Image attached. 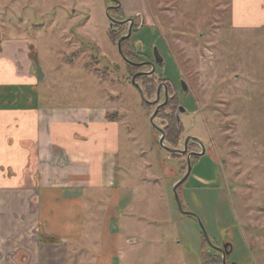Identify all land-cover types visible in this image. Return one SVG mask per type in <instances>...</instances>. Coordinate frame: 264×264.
<instances>
[{
  "label": "rangeland",
  "instance_id": "374dc122",
  "mask_svg": "<svg viewBox=\"0 0 264 264\" xmlns=\"http://www.w3.org/2000/svg\"><path fill=\"white\" fill-rule=\"evenodd\" d=\"M132 1H140L141 12L116 11L113 0H0V33L23 35L37 27V67L48 75L38 78L42 101L97 104L109 91L117 106L113 115L122 110L127 117L126 126L134 137L126 161L130 172L139 180L149 171L160 185L152 182V188H143L136 180L131 184L134 199H147L150 204L132 210L122 207L120 216L133 215L137 230L149 226L151 232H126L121 226L119 264H212L206 259L209 244L197 218L182 213L175 198L174 184L182 178L177 171L181 159L158 145L149 118L153 111L141 105L138 90L124 79L125 63L108 36L113 18L134 17L140 22L131 44L148 57L157 48L163 58L159 72L173 84L181 83L183 75L194 93L185 96L182 105L196 114L182 118L207 152L192 159L189 177L178 188L184 209L198 215L213 242L231 241V261L264 264V35L261 30L233 27L231 0ZM13 22L30 29L9 30ZM48 29L54 30L52 36L45 35ZM99 40L111 44L113 53L95 47ZM91 54L99 58L98 67L111 70L104 83L80 77L84 63L96 73ZM71 61L74 65L64 67ZM115 62L122 71L112 68ZM119 161L125 163L122 153ZM250 181L253 188L247 189L244 185ZM99 208L94 206L86 214V244L90 232L98 234L101 229L98 221L90 224ZM87 248L97 255L93 245Z\"/></svg>",
  "mask_w": 264,
  "mask_h": 264
},
{
  "label": "crops",
  "instance_id": "0c3cea01",
  "mask_svg": "<svg viewBox=\"0 0 264 264\" xmlns=\"http://www.w3.org/2000/svg\"><path fill=\"white\" fill-rule=\"evenodd\" d=\"M119 1L122 11L143 8L140 1ZM231 16L233 27L264 35V0H231ZM21 24L8 28L30 29ZM32 30L0 33V264H119L121 226L126 232H151L149 226L137 230L133 215L120 216L122 207L150 204L134 199L131 184L136 180L152 188V182H160L149 171L139 180L131 174L126 161L134 137L122 110L120 117L113 115L117 106L109 91L97 104L41 100L37 27ZM44 32L54 34L53 29ZM95 44L103 53H113L105 40ZM80 69V77L106 82ZM121 153L125 163L119 161ZM94 206L100 208L90 224L98 221L101 229L91 231L86 244L85 217ZM91 245L97 255L85 251Z\"/></svg>",
  "mask_w": 264,
  "mask_h": 264
},
{
  "label": "flooded vegetation",
  "instance_id": "af4514ba",
  "mask_svg": "<svg viewBox=\"0 0 264 264\" xmlns=\"http://www.w3.org/2000/svg\"><path fill=\"white\" fill-rule=\"evenodd\" d=\"M113 4L117 5V2L113 0ZM112 8L117 11V9L121 8V5L119 7H116V8L115 7H112ZM123 18H125V17H121V19H123ZM124 25L127 28L126 29V32L123 34V35H125L129 31V26H130V23L129 22H126V23H116V22H112V20H111L109 30L110 29H117V26H124ZM139 29H140V22L135 21V18H134V24H133L132 34H131V36H129L128 38H126L124 40H130V42H131V38H132L135 30L139 31ZM198 34H199V37L198 38H201L202 35H200V32ZM123 35H121V37ZM108 36H109V34H108ZM123 41H122V43H123ZM95 47H97L96 44H95ZM116 47L118 48V42H117V46ZM122 47H123V45H122ZM93 50H94V48H93ZM136 50L140 53L139 55L141 57V59L138 60V61H134V60L130 59L126 55V53L124 51V48H123V51H124L125 55L127 56V58L129 60H131L133 62H137V63L138 62H153V63H155V68H153L148 63H146L144 65H140V66L135 65V64H133L131 62L126 61L120 55L122 57L123 62L125 63V70H126L125 71V74L126 75L124 76V79L125 80H129L132 83V78L136 74H137L136 81H137V78L139 76H142V75L143 76L144 75H147V76L155 75V76L159 77L160 79H162L161 81L158 82L155 96L153 98H151V99L150 98H147L149 100H155V99H157V95H158V91H159V99H158L157 103H155V104H149V103H147L145 101L144 102L152 107V109H151L152 111H154L157 108L158 105H162L163 104V106L158 110L157 115L158 114H162L164 112V113H166L165 115H167V116H165V117H160V116L157 117V115H156L157 118L155 117V122L164 131V144H161L160 141L158 140V139H160V136L162 135V132L159 129H157L156 127L153 126L154 129L157 131V136H156L157 137V143H158V145L160 144L161 147H164L165 149H167L169 151V153L171 154V156L179 157L181 159V162H179L180 165H178L177 168H178V171L180 173V176L183 177L187 173V170H188V163H189V159L188 158H189V155L191 154V156H190V163H191V169H192V161H193L192 159L195 160V158H197L200 155H204L207 152L205 143H203L202 139L197 134L194 135V134H191L190 133V131H189L190 130V127H189L188 122L184 121L183 118H182L184 114H187V115H190V116H193V115L196 114L195 113V110H189L187 107H184L182 105V101H184V100L187 99V98H185V96H188L191 93L192 94H194V93H193V91L190 88V86H189L188 83H187L188 91L186 93L184 92L182 83H180V81H179V84L170 83L169 80H168V78L165 76V74H162L161 72H159L157 66L160 65V64L156 62V59H155L154 56L148 57L146 55V53H141L138 48H136ZM91 55H92V57H91L92 62L93 63L96 62L95 65H94L96 73L94 71L88 69L90 67H88L87 65H85V63L83 64L82 67L88 69L92 73H95L103 81L109 79V74H110L109 71H111V70L109 68H107V67H103L102 69L100 67H98L97 65L100 62L99 61V58L96 55H94V54H91ZM72 57L73 56H71L70 58H72ZM35 60H36V58H35ZM69 60H71V59H69ZM71 63H74V61H71ZM113 64L114 65H113L112 68H114V70H116V71H119V70L122 71L123 70L122 69V65H120V63L115 62ZM129 65L136 66V67H140V68H138L137 70L134 71V70H132L129 67ZM145 68H149V70H146ZM42 77H43V74H42ZM182 78L185 80V78L183 77V75H182ZM182 78L180 80H182ZM159 86H161L160 89H159ZM142 88H143V86H142ZM143 91H144V88H143ZM191 97H193V96H191ZM195 101L197 103V99ZM197 104H199V102ZM181 106L184 107L185 110L184 111L181 110L179 116H177L176 115V111H178ZM165 108H167L166 110L173 109V113L168 112V111H164ZM148 110H150V109L147 108V111ZM192 111H194V112H192ZM149 115H150V113H149ZM169 115H172V116L175 117V119H176L175 120L176 121V126H177V129H178V132H179L177 141L174 143V145L167 144L166 138H165L166 137V128L169 126L168 124H169V121L171 119ZM114 116H116V117L119 116V113L117 112L116 115H114ZM149 118H150V116H149ZM221 129H223V131H224L223 137L226 138V141H225L224 144L225 145L227 144V146H228L231 143H229V144L227 143L228 138L225 135L226 128L225 127H222ZM235 142L236 141H234L233 143H235ZM221 143H223V142H221ZM171 149H173V150H171ZM232 154H237V153H232ZM230 155H231V153H230ZM237 155H239L240 162L244 161V158L241 156L242 155L241 152L239 154H237ZM224 163L222 162L221 164H224ZM234 163L235 164L239 163V160H235ZM241 164L244 165V162L241 163ZM190 172H191V170H190ZM188 177H189V175H188ZM250 183H253V182L250 181ZM250 183H249V185L246 186V184H245L244 186L247 187V189L253 188ZM248 191H250V190H248ZM213 243L217 246V249H215L213 247H210V245H208L211 253L218 254L221 257V260H222V257H223V254L222 253L224 252L227 255V257H226L227 263L226 264H231L233 262H236V261H231L230 260V255L234 251V246L231 243V241H229V240H223L221 243H215V242H213ZM225 244H229L227 246V248H224V245ZM220 264H222V262Z\"/></svg>",
  "mask_w": 264,
  "mask_h": 264
},
{
  "label": "water",
  "instance_id": "95a60500",
  "mask_svg": "<svg viewBox=\"0 0 264 264\" xmlns=\"http://www.w3.org/2000/svg\"><path fill=\"white\" fill-rule=\"evenodd\" d=\"M114 1L117 2V5H115L114 7H115V8H116V7H119V6H120V1H119V0H114ZM107 12L109 13V8L107 9ZM112 22H116V23H126V22H129V23H130L128 33L125 34V35H123V36L118 40V52H119V54H120V55H121L126 61L131 62V63H133V64H135V65L140 66V65H144V64L148 63V64H150L153 68H155V63H153V62H138V63H137V62H133V61L129 60V59L127 58V56L125 55L124 51H123L122 41H123L124 39L128 38L129 36H131V34H132V30H133V24H134V17H127V18H124V19H114V18H113V19H112ZM154 57H155L157 63L161 64V63L163 62V58L161 57V55H160L159 51L157 50V48L154 49ZM42 74H43V77H42ZM44 74H45V73L43 72V69H42L41 67H38V77H39V79H44V77H45ZM136 77H137V74L133 76V78H132V83L134 84V86H135L136 89L138 90L141 99H142L143 101L149 103V104H155V103H157V101H158V99H159V91H158L157 99H155V100H149V99H147V97H146L145 94H144V91H143L142 86L136 81ZM181 83H182V86H183L184 92L186 93V92L188 91L187 82L182 78ZM160 88H161V86H159V89H160ZM162 106H163V104H162V105H158L157 108L152 112V114L150 115V121H151V123L153 124L154 127H156L157 129H159V130L162 132V135L160 136L159 141H160L161 144H164V131H163V129L160 128V127L158 126V124L155 122V117H156V115H157V113H158V110H159ZM181 110L184 111L185 108L181 106L180 109L178 110V113L176 114L177 116H179ZM198 140H199V139H198ZM171 150H173V149H171ZM190 156H191V154L189 155V158H188V159H189V163H188V170H187V173H186L181 179H179V180L174 184L175 198H176V201H177V204H178L179 210H180L182 213L189 214V215H192L193 217L197 218V220H198V222H199V225H200V227H201V230H202V232H203V234H204V237H205L207 243L210 245V247H213V248L217 249V246H216V245L213 243V241L210 239V237H209V235H208V233H207V231H206V229H205L203 223L201 222L200 218L198 217V215H197L196 213L192 212V211H186V210L184 209L183 205H182V202H181L180 198H179L178 188H179L180 185L183 184V182L187 179V177H188V175H189V173H190V170H191ZM229 244H230V243H229ZM229 244H225V245H224V248H227V246H228ZM222 254H223V257H222V260H223V261H222V264H226V263H227V259H226L227 255H226L224 252H223ZM231 264H239V263H237V262H233V263H231Z\"/></svg>",
  "mask_w": 264,
  "mask_h": 264
},
{
  "label": "trees",
  "instance_id": "16d2710c",
  "mask_svg": "<svg viewBox=\"0 0 264 264\" xmlns=\"http://www.w3.org/2000/svg\"><path fill=\"white\" fill-rule=\"evenodd\" d=\"M117 11H121V8L117 9ZM136 21V20H135ZM126 27L125 25L124 26H117V29H110L108 34H109V39L110 41L115 45L117 46V42L119 40V38L121 37V35H123L125 32H126ZM123 48H124V51L126 53V55L134 60V61H138L141 59L140 57V53L136 50L134 44H131L130 40H124L123 43ZM129 67L132 69V70H137L138 68L140 67H136V66H131L129 65ZM162 79H160L159 77L155 76V75H151V76H147V75H142V76H139L137 78V81L143 86L144 88V93H145V96L147 98H153L156 94V89H157V85H158V82L161 81ZM141 104L147 109H152V107L148 104H146L143 100L141 102ZM167 108L164 109V111H168V112H171L173 113V109H168L166 110ZM166 113H162V114H158L157 117H165L167 115H165ZM110 116V115H109ZM112 116V115H111ZM170 116V121H169V126L166 128V142L167 144H170V145H174V143L177 141V138H178V135H179V132H178V129H177V126H176V119L174 116L172 115H169ZM156 117V118H157ZM205 238V237H204ZM44 239V237H43ZM206 241V239H205ZM207 261L210 262L212 264H220L222 262L221 260V257L218 255V254H213V253H207Z\"/></svg>",
  "mask_w": 264,
  "mask_h": 264
}]
</instances>
